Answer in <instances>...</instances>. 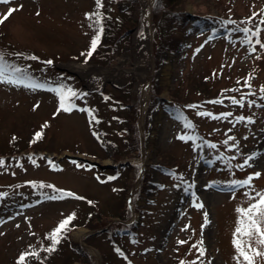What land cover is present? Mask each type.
Returning a JSON list of instances; mask_svg holds the SVG:
<instances>
[{"label":"rangeland","instance_id":"obj_1","mask_svg":"<svg viewBox=\"0 0 264 264\" xmlns=\"http://www.w3.org/2000/svg\"><path fill=\"white\" fill-rule=\"evenodd\" d=\"M229 1L183 0L164 13L157 0H101L99 9L96 0L0 4V17L19 9L0 23V70L24 81L0 82V264H18L32 252L25 264H244L233 243L237 209L264 193V48L255 44L264 42V0H237L228 9ZM157 12L169 13L185 43L167 49L159 69ZM244 28L260 30L251 45ZM204 81L212 97L197 90ZM62 86L77 93L68 112L59 110ZM154 86L162 102L147 119ZM226 97H243V106ZM248 156L251 166L238 168ZM257 172L251 186L232 185ZM56 190L83 199H49ZM72 213L70 231L45 251L49 234Z\"/></svg>","mask_w":264,"mask_h":264},{"label":"snow or ice","instance_id":"obj_2","mask_svg":"<svg viewBox=\"0 0 264 264\" xmlns=\"http://www.w3.org/2000/svg\"><path fill=\"white\" fill-rule=\"evenodd\" d=\"M11 2V0H0V4H9ZM97 3V8L99 9L100 7H102V2L101 0H96ZM19 9H14V8H10L8 10V12L6 14L3 15V17H0V23H3L5 20L8 19V17L14 12L17 11ZM96 16V23L99 25L101 23L102 20V16L99 13V11H97L96 13L92 14ZM256 15V14H254ZM89 19H91V16H89ZM261 23H264V20H261ZM242 31L245 33L246 35V42L248 44H253V40L251 37L255 36V37H259L260 34V30L257 29V31L253 32L251 29L248 28H244L242 29ZM103 32V28L100 27L97 31V35L92 39L91 44H90V48L88 50V52L85 55L86 56V60L85 62H87V58H90L92 56V54L95 52L99 41H100V34ZM250 34V35H249ZM255 44L259 45L260 48H264V42H261V40L259 38H257L255 40ZM199 51V50H197ZM252 52L256 51L255 46L252 47L251 49ZM3 57L0 56V61H2ZM32 59H36L35 57H32ZM47 63H51V61H47ZM17 72L21 71L20 69H16ZM252 77L250 76L249 79H251ZM0 82H5V83H10V84H22L24 83V81L22 79H11L5 76L4 72L2 70H0ZM245 84L248 87H251L250 84H248L247 81H245ZM25 86H29V87H36L37 85L35 84H28ZM56 91L59 94L60 97V105H59V110L68 112L71 111L72 108L74 107L73 104L68 103V100L70 97H75L77 95L76 92H74L72 89L68 88L65 89L63 86L59 89H56ZM230 91H234V90H230ZM261 91H264V88L261 89ZM227 99H229L233 104H239L240 106H243V97H241L240 100H237L235 97H226ZM107 99V98H106ZM210 103H223V100H215V101H210ZM190 107H195V106H190ZM81 111H88L91 120H95V116L92 115V110L89 109H80ZM198 115L201 116H208L212 119H227L228 117H230L232 115L231 112L228 113H221L219 116H214L212 113L210 112H199ZM237 121H241L246 119L245 117H237L236 118ZM90 120V122H91ZM249 122L251 123V119L248 118ZM98 122V121H97ZM43 127H47V125L45 124ZM185 128H192L193 126L191 125L190 122H185L184 124ZM42 136V133H36V136L34 138L38 139ZM178 139L184 140V139H194L191 136H179ZM229 140H235L234 137H228ZM225 144L228 143V141H224ZM211 148H216L215 144H209L208 145ZM237 147L236 144H233L230 146L229 150H231L232 148ZM235 157H233L234 159ZM254 159V156H248L245 160L243 164L237 165L238 168H244L245 166H251L249 164V161ZM33 163H35V161H33ZM50 164H53L52 161H49ZM75 163V162H74ZM3 165V161L0 160V166ZM55 167V165H53ZM77 167H83V165H77ZM90 167V166H89ZM261 176V173L257 172L254 173L252 175H250L246 180L244 181H233L232 185L233 186H244V185H248L251 186V182L254 178H258ZM97 179H99V177H97ZM109 180L111 179H115V177H109ZM40 187H45V185L41 184ZM47 187H53L52 185H47ZM58 195H54L51 197H48L49 199H63L65 197H72V198H76V199H83V197H78L76 196L74 193L72 192H65L64 190H56ZM256 196L259 197V199L255 202L250 204V206L248 208H238L237 212L240 214L241 219L238 221V227L236 228V239H234L233 243L234 246L238 252V255L240 258H242L244 264H255V257L257 256H261L264 257V251L259 250L258 248H256L254 245L258 244L261 246H264V193H260L257 192ZM249 199H253L255 200L256 197H252L250 196ZM89 203L91 204L92 201H89ZM194 207L197 208H203V204H194ZM207 216L208 214L205 213V220H207ZM75 219V213L70 214L69 216H67L66 218H64L62 221L59 222V224L57 225V227L49 234V236L47 237L48 239H50L51 241V245L49 247H47L45 249V251L47 252H53L56 250V245L60 243V240L63 238V235L70 231V225L72 223V221ZM203 227V225H202ZM183 230H187V226H185V229ZM241 236H246L249 239L247 241L241 240L240 237ZM179 243H186V241H179ZM199 245L203 244V241H199L198 242ZM193 247H197V245H193ZM117 251H119V249H117ZM198 251L200 253V256L204 255V249L202 247L198 248ZM28 255H37L36 252H32V253H24L21 254L19 257V261L18 264H25V260L26 257ZM181 264H183V262H181ZM193 264H195V261L193 262ZM238 264H239V260H238Z\"/></svg>","mask_w":264,"mask_h":264},{"label":"trees","instance_id":"obj_3","mask_svg":"<svg viewBox=\"0 0 264 264\" xmlns=\"http://www.w3.org/2000/svg\"><path fill=\"white\" fill-rule=\"evenodd\" d=\"M182 1L183 0H157V6L164 13V12L170 11L171 9L173 10L176 9L180 4H182ZM236 3H237V0H230L228 2V5L227 4L226 5L227 7L229 6L228 7L229 9L235 6ZM157 15L159 16L157 18L159 19L158 23L159 22L161 23L162 21L164 22V19L169 15V13L165 14L164 17L163 15L160 16L159 12H157ZM165 21L166 23L164 24L162 28H161L160 23H159V27L156 24L155 31H154V56L156 60V68L158 69L162 64V60H163L162 57H163L164 52L167 49L177 51L185 45L184 41L181 40V38L179 37L180 35H178L179 30L174 29L173 26H171V24L168 22L167 18ZM183 26L186 29V25L184 23H183ZM204 82L198 85L199 88L197 90H199L200 95H202L204 98H209V96L212 97L215 91L212 90V88H210V86H208L206 82L205 83ZM153 91H154L153 93H156V94H153L150 99V103H149L147 114H146L147 119L151 117L153 112L158 108V106L162 102V100L158 97L159 92H156V86H154ZM182 99L183 100L186 99L185 100L186 102L189 99V95L188 94L185 95V99L184 98Z\"/></svg>","mask_w":264,"mask_h":264},{"label":"bare ground","instance_id":"obj_4","mask_svg":"<svg viewBox=\"0 0 264 264\" xmlns=\"http://www.w3.org/2000/svg\"><path fill=\"white\" fill-rule=\"evenodd\" d=\"M150 2V0H147V4ZM146 4V5H147ZM146 18H148L149 19V16H146ZM146 27L148 28V26L146 25ZM147 96L146 95H144V97H143V103H142V105H143V107H142V111H143V113H144V111H145V108H146V105H147ZM83 233L85 232V231H82ZM83 233H81V234H79L78 235V237L79 238H82V236H83Z\"/></svg>","mask_w":264,"mask_h":264},{"label":"water","instance_id":"obj_5","mask_svg":"<svg viewBox=\"0 0 264 264\" xmlns=\"http://www.w3.org/2000/svg\"><path fill=\"white\" fill-rule=\"evenodd\" d=\"M94 165H97V166H98L99 164H98L97 162H94ZM106 167H107V166H106ZM106 167H104V169H106Z\"/></svg>","mask_w":264,"mask_h":264}]
</instances>
